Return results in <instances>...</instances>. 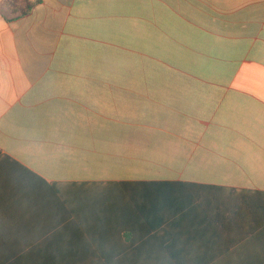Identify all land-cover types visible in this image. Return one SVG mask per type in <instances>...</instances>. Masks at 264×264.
<instances>
[{
    "label": "crops",
    "instance_id": "obj_1",
    "mask_svg": "<svg viewBox=\"0 0 264 264\" xmlns=\"http://www.w3.org/2000/svg\"><path fill=\"white\" fill-rule=\"evenodd\" d=\"M30 1L0 0V264H264V0Z\"/></svg>",
    "mask_w": 264,
    "mask_h": 264
},
{
    "label": "trees",
    "instance_id": "obj_2",
    "mask_svg": "<svg viewBox=\"0 0 264 264\" xmlns=\"http://www.w3.org/2000/svg\"><path fill=\"white\" fill-rule=\"evenodd\" d=\"M35 3L37 2L30 1V0H3L2 4L7 9L18 14V16H24V15H27L33 9V7L36 5ZM189 187H192L191 194L193 195V197L203 196L205 194V193L198 192L197 190H193L195 189L196 186L189 185ZM218 193H221V192H218ZM217 196H221V194L216 193L215 195H213V198H216ZM263 201H264V198H263Z\"/></svg>",
    "mask_w": 264,
    "mask_h": 264
}]
</instances>
